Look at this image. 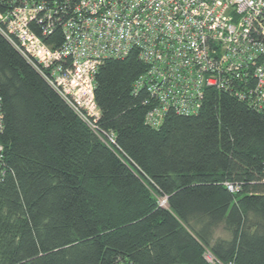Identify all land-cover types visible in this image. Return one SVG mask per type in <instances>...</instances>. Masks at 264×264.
Here are the masks:
<instances>
[{
	"label": "trees",
	"instance_id": "trees-1",
	"mask_svg": "<svg viewBox=\"0 0 264 264\" xmlns=\"http://www.w3.org/2000/svg\"><path fill=\"white\" fill-rule=\"evenodd\" d=\"M147 71L100 67V137L0 33V264H264V113L209 89L151 128Z\"/></svg>",
	"mask_w": 264,
	"mask_h": 264
},
{
	"label": "built area",
	"instance_id": "built-area-1",
	"mask_svg": "<svg viewBox=\"0 0 264 264\" xmlns=\"http://www.w3.org/2000/svg\"><path fill=\"white\" fill-rule=\"evenodd\" d=\"M58 30L64 41L50 47ZM0 33L100 137L96 76L133 52L148 68L134 91L149 95L151 128L197 116L209 89L264 113V0H0Z\"/></svg>",
	"mask_w": 264,
	"mask_h": 264
},
{
	"label": "rangeland",
	"instance_id": "rangeland-1",
	"mask_svg": "<svg viewBox=\"0 0 264 264\" xmlns=\"http://www.w3.org/2000/svg\"><path fill=\"white\" fill-rule=\"evenodd\" d=\"M158 200L162 206L166 207V200L161 199V198H159ZM206 259H207L208 263L214 264V261H213V259L209 253L206 254Z\"/></svg>",
	"mask_w": 264,
	"mask_h": 264
}]
</instances>
